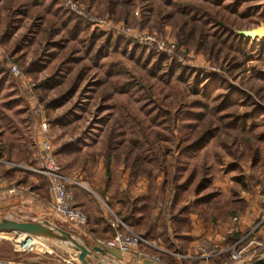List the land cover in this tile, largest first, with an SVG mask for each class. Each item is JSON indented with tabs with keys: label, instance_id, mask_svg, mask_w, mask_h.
Returning a JSON list of instances; mask_svg holds the SVG:
<instances>
[{
	"label": "rangeland",
	"instance_id": "374dc122",
	"mask_svg": "<svg viewBox=\"0 0 264 264\" xmlns=\"http://www.w3.org/2000/svg\"><path fill=\"white\" fill-rule=\"evenodd\" d=\"M126 1H128L129 4L131 3L132 10L137 7L141 15H147V13H154L155 15V11H158L160 8L163 11L161 16H164V12L168 10L166 7L168 5L165 6L163 0ZM174 2L184 9L187 5L190 7L202 4L205 9L211 13L216 12L222 22L234 33L243 30L260 32L259 36L254 38V41L252 40L249 42L251 39L242 40L243 44L239 46V52L235 57V62L239 64L237 66H240L239 69H242L244 74L240 77L239 82H228L238 92H242L250 97L257 106L264 108V36H262L264 35V18H262L261 15L264 9V1L253 0L251 1V5L245 3L237 11L224 5L220 6L217 3L215 4L212 0H175ZM224 2L227 4L229 1ZM83 6L85 10L88 11L87 7L85 5ZM247 7L249 8L248 12L245 11ZM96 8L97 11L95 10L93 13L96 14L98 18L108 21V25H117V27L120 28L129 27L134 31L137 29L145 34H155V36L157 35L166 39L169 46L172 47V51L170 53L164 51L151 52L147 50L145 46L135 44L131 38L121 35L120 32L117 33L110 30V28L108 30L110 36L101 35L99 39L96 38L97 41L89 48H87L86 44L70 45L67 47L62 44L63 46L61 45L62 47L59 48L53 41L47 42L42 36V33L37 31L38 29L35 26H30V24H19L16 34L10 41V45L17 42L15 50L19 51L22 48H27L29 50L26 59L27 64L33 60H37L39 66L44 69L37 75L38 79H33L25 74L23 69L24 64L21 62L12 63L13 60L17 58L16 56L12 58L8 57L9 64L6 65L5 68L8 73L10 65H17L20 68L22 78L12 79L10 77L17 93L21 98H24V96L29 98L35 97L36 100L40 102L42 110L44 109V121L47 123V131L50 136L49 141L53 154L57 150H61V148L70 147L74 143H77L79 153L74 155V157L71 155L65 159V163L69 164L67 165L69 167L64 169L63 173L65 176H69L68 178H74V175H71L72 171H74V169H72L73 162L78 163L81 167L89 163V166H92L91 173L93 174V178H98L102 174L104 158L100 155L104 154V144L112 127L115 133H117V142H121L128 146H131V138H136L138 141L143 142L142 137L139 135L138 128L129 117V114H132L142 123H147L143 115L142 107V98L144 96L143 88L145 89V95H148L150 100H159L163 95H166L177 105L186 109L192 101L200 96L202 81L206 76L209 74H221L223 68H226L228 60H230V58L232 59V55L230 57L224 56L222 50L216 53L218 45L214 47L213 53H210V42L216 40L217 37L210 27L206 28V36L202 39L203 41H200L202 43L200 45H195L192 42H185V39L182 38L185 32V26L173 28L164 24L163 18V20L157 19L158 21H156V23L150 24L145 21H140V24H134L135 21L129 18L122 21V9H120V14H113L111 16L114 21H120L114 22L105 15L100 14L103 10L102 7L96 6ZM4 14V11L0 8V22ZM163 25L166 27H163ZM259 28L262 29L259 30ZM116 41H118L119 46L113 48L114 42ZM125 43L129 44L128 47L125 49L121 48V45ZM53 52H57V55L53 59V64L50 67L46 66L47 61L50 59L48 54ZM239 53H241V55H239ZM195 55H198V57L202 56L207 60L205 62L207 63L205 69H201V67L195 68ZM232 68L234 67L227 68V73H224L227 79L233 76L231 71ZM213 69L216 71H213ZM81 70L82 73H80ZM46 78H53L52 81L49 82V89L41 87L36 89V86ZM20 82H32L34 85L32 88L23 87ZM238 110L241 111L242 109L238 108ZM44 132L45 131L41 127V144L37 148L32 145L34 151L31 158L33 161L31 163L34 162L35 164L42 144L46 139ZM234 143L233 137L222 134L218 135L198 152L195 159L192 161V165L198 171H201L203 166L207 167V175L211 177V185L207 191L216 192V195L211 198L210 203L206 206V208H208L207 212H204L206 220H202L200 215L195 213L189 215L191 232L194 228L197 230L199 228L206 229L208 224L217 225L219 222H226L228 219L233 218L231 216H226L225 212H227V210L230 211L234 206V192H239L238 197L242 201L249 196L250 200H253L254 196L258 195L259 192L264 193V145H258L260 162L259 165L253 169L252 161L243 145L235 143L233 148L232 145H234ZM62 145H64V147ZM167 147L172 149L173 145L171 143L164 145L157 142L154 146V151L149 150L145 153L146 158L144 160L150 171L149 174H151V179L153 180L154 177L156 179L157 190L161 199L159 203L160 212L162 208L166 210V208L170 206V201L174 196V191L169 185H162L163 175L159 174L158 165L154 158V155L157 153L166 152ZM230 147L235 151L234 155H232L229 149ZM82 149L84 151L83 153H81ZM111 151V154L114 156L113 150ZM141 154L144 156L143 151H141ZM124 159L123 154L119 160L112 157L110 169H112V165H118L123 166V170H125L126 168L123 165ZM56 160L59 165H63L62 159L59 160L56 158ZM232 164H236L239 169L237 171L230 170ZM20 171V174L23 176L22 178L28 175L23 173L22 170ZM67 171H69L68 174ZM29 175L35 176V178L41 177L34 174ZM235 176H240L241 178L238 183L234 180ZM143 178L147 182L149 191V181L151 179L149 180L147 177ZM101 184L105 186L104 181H102ZM161 186H163L164 191L160 189ZM92 192L85 191V193L91 196V211L94 214V219L106 220L113 225L115 229L118 222L116 218L118 217L113 212L109 200L105 199L106 194L99 191L98 193L97 191ZM51 198L54 203L52 196ZM196 200L197 197L192 193L184 200L182 206L189 208ZM218 208L221 209L217 211ZM80 210L86 215L87 223L84 229L89 236L91 231H89L90 227H88L87 214L82 209ZM112 213L115 214L116 218ZM59 220L61 227L58 228L78 237L75 227L65 222L64 219L60 217ZM105 222H103V225H105ZM232 222H234L233 219ZM232 230L234 229H231V231ZM130 231L133 232L132 230ZM10 234L12 233H6V235H2V238L0 236V245L15 251L12 244L13 234ZM97 237L98 238H95L93 235V238L99 239L101 238V234ZM201 238H207L215 242L211 237H204L202 235L197 239V241H199V253L196 260H190L194 262V264L211 263L209 261L198 260L200 257L199 243ZM111 239L112 238L99 240L110 241ZM55 244L54 247L49 250L47 249L48 251L43 253L51 256V258H57L58 256L61 260H68L71 256V258H75V261H78L76 258L77 254L68 244H62L58 241H56ZM249 249L246 250L247 256L250 254ZM36 252L41 253L42 251L37 250ZM228 258L229 256L225 255V258L222 259L221 262L224 261L223 263L227 264ZM108 259L110 262H105L104 264H116V260L113 259L110 254ZM179 260L183 261L184 259ZM250 260L245 258L230 264H249ZM153 262L154 261L150 259L137 256L132 262L126 264H154ZM96 263L97 262H95V264ZM155 264L159 263L155 262Z\"/></svg>",
	"mask_w": 264,
	"mask_h": 264
},
{
	"label": "trees",
	"instance_id": "16d2710c",
	"mask_svg": "<svg viewBox=\"0 0 264 264\" xmlns=\"http://www.w3.org/2000/svg\"><path fill=\"white\" fill-rule=\"evenodd\" d=\"M0 1L3 2L2 10L5 13L0 24L2 28L0 46L6 48L8 57H12L15 53L17 42L10 45V41L23 18L32 19L34 21L33 25L42 33L44 39L47 42L53 41L59 48L63 46L62 44L66 47L86 44L89 48L97 41L96 38L99 39L101 35H104L103 33L93 32L88 36L90 24L87 21H80L72 13L63 9L58 0ZM224 1H229L228 8L237 11L243 4L253 0H212L215 4H222ZM167 5L168 10L162 16L164 24L173 28L185 26L182 37L185 42L200 45L202 43L200 41H203L202 39L206 36V28L210 27L217 35L216 40L210 42V53L212 54L214 47L218 45L216 53L222 50L224 56L230 57L232 55V59L228 60L226 68L224 67L222 70L223 73L212 74L206 82L202 83L200 96L192 101L186 109L177 105L166 95H163L159 100H150L149 96L145 95V89L143 88L142 107L147 123L144 124L134 115L129 114L134 125L138 128L143 142L138 141L136 138L130 139L131 146L117 142L118 136L112 127L104 144V154L100 156L104 158L106 177L109 179L111 158L114 157L119 160L123 154L125 158L123 165L129 171L127 183L129 186L143 177L151 179L150 171L144 162L147 151H154L157 142L164 145L168 143L173 145L172 149L167 147L166 152H159L154 155L159 174L163 175L162 185L167 184L174 191L170 206L164 212H158V215L153 217V213L157 207L159 208L161 201L154 177L153 180L149 181L147 195L122 200V211L115 214L126 227L143 237L148 243H157V239L160 238L163 248L168 252L175 253L178 251L175 241L188 240V236L185 234L191 232L189 215L195 213L200 215L202 220H206L204 214L208 210L206 206L210 203L211 198L216 195V192L207 191L211 185V177L207 175V167L203 166V169L198 171L192 165V161L198 152L212 139L222 134L233 137L236 144L243 145L252 161V168L255 169L260 162L258 145H264V108L257 106L247 95L238 92L224 76V73H227V68L239 65L235 62L239 46H242V40L249 38L234 33L222 22L216 12L211 13L204 7H189L187 5L184 9L176 4ZM245 9L246 12L249 11L248 7ZM158 12L160 14L158 16L163 14L160 8ZM261 15L264 18V9ZM128 45L127 43L122 44L121 48L125 49ZM118 46V41L114 42L113 48ZM28 53L27 48H22L12 63L21 62L24 64L25 74L33 79H38L37 75L44 68L39 66L37 60L27 64ZM56 55L57 52L48 54L50 59L47 61L46 66L50 67L53 64ZM8 61L0 64V137L4 141V148H0V158L4 155L8 161L22 162L27 166H32L34 162L30 164L28 160L32 158L34 150L32 148L30 151L27 147L29 143L28 131L32 121L27 115L23 99L17 93L11 76L5 68ZM80 73H82V70ZM52 79L42 80L36 86V89L39 87L49 89V82ZM238 108L242 110L239 111ZM235 143L232 145L233 148ZM233 148H229L232 155L235 152ZM111 150H113L114 156L111 154ZM141 151L144 152V156ZM78 153V145L74 143L70 147L67 146L57 150L54 156L61 160L71 155L74 157ZM67 165L69 164H60L62 174H64V169L68 167ZM231 169L237 171L239 168L236 164H232ZM28 175H25L24 178H28ZM234 180L238 183L241 178L235 176ZM38 184V187L34 190L42 193L45 197L46 180L40 177ZM160 189L164 191L163 186ZM192 193L195 194L197 200L191 207H183L182 203ZM233 194L234 206L230 211L225 212L226 216L234 217L241 212L244 206V202L238 197L239 192ZM114 196L115 193L110 198ZM220 209L218 208L217 211ZM119 229L123 230L122 227H119ZM227 239L235 242L238 238L235 235H230L227 236ZM140 246L144 248L146 253L163 259L165 264H175L173 257L157 253L148 246L142 244ZM103 250L106 251V249ZM224 258H216L214 262L221 264V260ZM230 263L232 262H227V264Z\"/></svg>",
	"mask_w": 264,
	"mask_h": 264
},
{
	"label": "crops",
	"instance_id": "0c3cea01",
	"mask_svg": "<svg viewBox=\"0 0 264 264\" xmlns=\"http://www.w3.org/2000/svg\"><path fill=\"white\" fill-rule=\"evenodd\" d=\"M78 1L81 2L83 5H85L87 7V10H90L92 12H94L95 10L97 11L96 6L102 7L103 10L100 12V14L105 15L106 17L110 18L113 21L114 19L111 16L113 14L116 15L121 11H123L121 13V16L123 18L122 21L127 20L129 18L130 20L132 19L135 21L134 24L139 23L140 21L149 22V24L156 23V21H158L157 19H162V16H158L160 14L157 10L155 11V15L154 13L153 14L147 13V15L139 14V9L136 7L134 8V10H132L131 3L129 4V2L126 0H94V1L78 0ZM163 1L165 3L164 4L165 6L167 4H176L174 2L175 0H163ZM251 3H252L251 1L248 2L249 5H251ZM227 4H225V2H222V4L218 3V5L220 6L222 5L227 6ZM199 6L204 7L202 4H200ZM2 7H3V2L0 1V8ZM120 9L122 10L120 11ZM2 20L0 24L2 23ZM114 22H120V21H114ZM20 24L21 25L30 24V26H34L33 25L34 21L32 19L23 18ZM163 27L166 26L163 25ZM109 28L110 27L108 26V24L102 25L100 26V28H94L90 25L88 36L93 34V32H98V31H100L99 33H103L104 35L110 36L108 31ZM262 28H259V30ZM1 35H2V28L0 26V40H1ZM249 39H247L249 40V42H251L252 40L254 41V38L253 39L249 38ZM19 53H20L19 50H15V53L12 55V57L14 56L17 57ZM239 55H241V53H239ZM4 61H8V56L6 55V48L0 46V64H2ZM194 61L196 64L195 68L201 67V69H205V67H207L206 65L207 63H205L207 60L204 59L202 56L198 57V55L197 56L195 55ZM239 68L240 66H236L232 68L231 71L233 76L228 78L229 82H239L240 77L244 74L242 69L240 70ZM203 71L206 72L207 69L206 71L205 70ZM209 75H207L202 82H206ZM22 99L27 109V115L32 121V125L28 131L29 143L27 145V147L31 151V149L33 148L32 145H34V147L37 148L42 142L41 140L42 135L40 133H41V125L45 122L44 121L45 111L44 109L42 110V107L40 106V102L36 100L35 97L29 98L24 96V98ZM3 145H4V141L0 137V148L3 149L4 148ZM62 146L64 147V145ZM83 152L84 151L82 149L81 153ZM65 159L66 158L62 159L63 164H66ZM0 160L5 161V163H0V173L2 174V178H3V188L2 190H0V217L9 218L12 220L22 221V222H47L53 227H61L59 217L56 215V213L53 210V200L49 195L47 188L44 191L46 195L45 197L43 196L42 193L34 190V188L38 187L40 178L37 177L35 178V176H31V175H29L28 178H22L23 176L22 174H20L21 171L9 165V163L15 165H21V166H24L25 164H23L22 162L17 163V162L8 161L6 160L4 155L0 158ZM32 161L33 160L30 159L28 160V163L31 164ZM102 166H103L102 174L98 178L96 177L93 178L92 177L93 174L91 173L92 166L90 167L89 163L84 167L79 166L78 163L75 162H73L72 164V169H74V171H72L71 175H74V178L72 177L70 178H72V180L77 181L82 185L80 187L70 186L69 188L73 200V206L82 209L87 214L88 227H90L89 231H91V234L89 233L88 236L84 228L83 229L76 228V234L78 235L77 237L78 240L82 244L89 247H97L96 240L99 239L107 240L109 238H112L115 229L114 226L111 225L106 220L94 219V214L91 211V206H92L91 196L85 193V191L87 192L97 191V193L99 191L103 194H106L105 199L109 200L114 213H119L120 211H122V204H121L122 200H125L127 198L133 199V198L143 197L148 194L147 182L144 178L138 179L135 183L128 186L127 183H128L129 172L128 170L126 171V169L123 170L124 169L123 166L112 165V169H110L111 175L109 179H107L105 175L106 169L104 166V162ZM68 172L69 171H67V174ZM102 181L105 182V186H102L101 184ZM113 193H115V196L113 198H110V196ZM244 201H243L244 206L241 212L236 214L233 218L228 219L226 222H219L217 223V225L208 224L206 229L199 228L197 230L194 228L191 233L185 234L186 236H188V240H184V241L176 240L175 245L178 251L175 253L166 251L163 248L160 238L157 239L156 241L157 243H153V244L150 243L151 246L148 247L152 248V250H154L157 253H162L164 255H169L173 257V259L175 260V264H182V263L194 264V262H191L190 260H196L197 258V255L199 253L198 252L199 241H197V239L201 237V235L204 237L206 236L211 237V239H213V241H215V243H217L218 246L222 249L226 248L228 245L233 243L231 241H228L227 239V236L230 235L237 236L238 238L237 241L242 240V246L245 245L250 240H260V241L264 240V193L259 192L258 195L254 196L253 200H250V196H249L247 198H244ZM161 210H162L161 212H164L163 208ZM158 212H160L159 208L154 211L153 217H156L158 215ZM232 219H237V220L236 222H232ZM103 222H105V225H103ZM231 229H234V231L231 232ZM4 234L6 235V233H0L1 238L2 235ZM100 234H101V238L95 239L98 238L97 236ZM93 235L95 238H93ZM55 242L56 241L50 242L52 247L56 245ZM3 247L4 246L0 245V264H79V262L75 261V258H71V256L69 257L68 260H64V259L61 260L58 256L57 258L55 257L51 258V256L47 254L44 253L41 254L42 252L41 253L34 252L33 254L17 253L11 248H7V247L3 248ZM140 251L146 253L144 251V248H142L140 245L138 246L137 249L132 250V252L128 254H122L116 250H111V251L107 250L105 251L106 252L105 257L99 254V261L97 263L104 264L105 262H110L108 259L110 254L111 257L116 260L115 262L116 264H126L128 262H132L135 258H137V254ZM146 254L150 255L149 253ZM178 254L185 256V259L183 261H180L179 258L176 256ZM153 257L158 260L157 262L154 261L153 262L154 264L155 262L159 264H165L163 259H159L156 256ZM224 257L225 256H221L219 258H224ZM209 262L211 263H205V264H216L214 262V259L210 260ZM223 262L222 264H224Z\"/></svg>",
	"mask_w": 264,
	"mask_h": 264
},
{
	"label": "built area",
	"instance_id": "2783aa9c",
	"mask_svg": "<svg viewBox=\"0 0 264 264\" xmlns=\"http://www.w3.org/2000/svg\"><path fill=\"white\" fill-rule=\"evenodd\" d=\"M264 1V0H263ZM63 9L72 13L80 21H87L92 27L100 28V26L108 24V21L98 18L96 14L92 11H86L84 6L78 0H59ZM110 30H113L121 35H125L132 39L135 44H140L145 46L147 50L151 52L164 51L170 53L172 47L169 46L166 39H163L155 34H145L136 29L134 31L129 27H117V25H108ZM213 71H216L213 69ZM9 74L12 79L22 78L21 70L17 65L9 66ZM22 86L28 88L33 87L32 82H20ZM42 129L45 131L46 139L44 140L37 160L32 166H21L10 164L16 169L22 170L23 172H28L34 175L41 176L47 181V191L50 196L53 197V209L58 217L64 219L65 222L71 224L75 228H85L87 223L86 215L78 208L74 207L72 204V196L69 191L70 186H82L77 181H74L61 172L60 165L56 160V157L53 154L51 145H50V136L47 131V123L44 122L41 125ZM0 163H5V161L0 160ZM3 188V178L0 173V190ZM163 207V206H161ZM115 217V214L112 213ZM116 218V217H115ZM117 219V226H115V233L113 238L110 241H100L96 240V246L101 249L106 250H116L122 254L131 253L132 250L137 249L140 244L145 246H151L150 243L144 240L143 237L130 231L120 219ZM237 219H233L236 222ZM119 227H122L123 230H120ZM232 230L231 232H233ZM13 246L16 252L19 253H34L37 250L47 252L52 248L51 241L27 237L26 235H13ZM200 259L201 261H210L212 259L219 258L221 256L228 255V261L235 262L241 261L242 259H252L259 258L262 256L264 251V240H250L245 245L242 246V240L236 241L228 245L226 248L222 249L218 246L217 243L208 240L207 238L200 239ZM250 248V249H249ZM48 249V250H47ZM250 250L249 256L246 253V250ZM251 255V256H250ZM138 257H144L152 261H158L153 256L147 255L144 252H138ZM179 259H185V256L178 255Z\"/></svg>",
	"mask_w": 264,
	"mask_h": 264
},
{
	"label": "water",
	"instance_id": "95a60500",
	"mask_svg": "<svg viewBox=\"0 0 264 264\" xmlns=\"http://www.w3.org/2000/svg\"><path fill=\"white\" fill-rule=\"evenodd\" d=\"M237 34L247 38L258 37V35L253 34V31L248 30L237 31ZM0 233L23 234L27 237L68 244L77 254L76 258L80 264H95V262L99 261V254L103 257L106 256V252L103 249L86 246L74 234L61 228L53 227L47 222H22L0 217ZM249 264H264V251L261 257L251 261Z\"/></svg>",
	"mask_w": 264,
	"mask_h": 264
},
{
	"label": "bare ground",
	"instance_id": "6f19581e",
	"mask_svg": "<svg viewBox=\"0 0 264 264\" xmlns=\"http://www.w3.org/2000/svg\"><path fill=\"white\" fill-rule=\"evenodd\" d=\"M259 33H260L259 31H254V30H253V34H254V35H258V36H259ZM66 247H67V246H66Z\"/></svg>",
	"mask_w": 264,
	"mask_h": 264
}]
</instances>
